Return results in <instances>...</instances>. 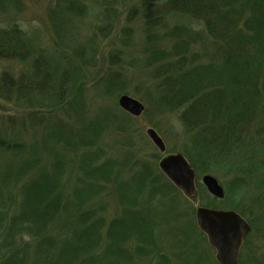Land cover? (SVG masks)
Returning a JSON list of instances; mask_svg holds the SVG:
<instances>
[{
  "label": "trees",
  "instance_id": "trees-1",
  "mask_svg": "<svg viewBox=\"0 0 264 264\" xmlns=\"http://www.w3.org/2000/svg\"><path fill=\"white\" fill-rule=\"evenodd\" d=\"M11 1L0 0V17L14 13L17 0ZM92 2L100 7L98 19L104 24L98 30L103 32L115 22L116 0ZM53 10L78 19L90 12L86 0H59ZM137 15L142 21L155 107L177 116L189 137V156L185 157L191 167L196 174L232 178L238 201L243 202L239 199L242 192L257 191L258 201L253 202L264 217V0H139L127 18ZM124 36L128 38V32ZM28 40L16 25L0 28V59L31 67L30 73L17 80L10 73L0 74V99L42 108L44 104L37 99L48 98L52 109L61 107L71 94V62L63 57L68 67L57 69L60 62L53 64L46 56L40 57ZM113 83L107 90H115ZM88 128L80 131L87 141L65 140L60 149L74 144L76 150L87 152L94 144L92 135L99 133L91 125ZM28 149L3 134L0 137V154L9 158L0 172V264H172L158 246L159 225L143 217L139 201L157 196L175 209L170 193L179 197L182 192L168 179L158 184L159 177L147 166L138 168L127 186L131 196L123 197L126 208L107 224V208L96 203L113 183L109 178L112 166L124 162L100 163L101 151L83 153L79 169L86 172L82 162L93 165L91 175H85L93 183L84 191H92L82 198L63 196L60 180L64 172L51 171L48 178L45 166L28 159ZM58 153L53 155L57 161ZM198 158L203 160L201 167ZM147 187L144 193L142 188ZM196 188L200 189L198 182ZM214 202V207L219 206ZM231 210L253 230L245 213ZM190 226L182 230L187 239Z\"/></svg>",
  "mask_w": 264,
  "mask_h": 264
},
{
  "label": "rangeland",
  "instance_id": "rangeland-1",
  "mask_svg": "<svg viewBox=\"0 0 264 264\" xmlns=\"http://www.w3.org/2000/svg\"><path fill=\"white\" fill-rule=\"evenodd\" d=\"M58 1L17 0L14 13L0 17V28L18 26L28 36L31 50L39 51L40 57L46 56L53 64L60 62L57 69H67L68 66L62 60L66 57L71 62L69 68L72 67L74 71L71 94L61 107L55 109H52L48 98L37 99L44 104L42 108L22 107L15 101L0 99V137L3 134L11 143L27 145L28 159H37L40 166H45L48 178L51 171H63L60 180L63 196L77 194L82 198L87 195L86 192L92 191H84L86 185L93 183L85 177L91 175L93 165L82 162L86 172L79 169L83 153L90 155L94 151H101L100 163L104 160H114L117 164L124 162L120 167L112 166L110 172L113 173L109 174V178L113 183L106 186L108 191L96 203L107 208L104 213L107 224L126 208L123 197L131 196L127 186L130 179L138 174V168L147 166L153 176L159 177L158 184H166L168 178L162 176L160 161L166 156L181 155L195 173L196 183L200 184L194 199L181 192L179 197V194L170 193L169 200L173 199L175 209L170 207V201L161 200L157 196H144L139 200L143 217L155 227L159 225L156 231L158 246H161L172 264H217L215 252L198 228L196 208L224 211L236 208L253 222V230L241 250L239 262L264 264V217L255 203L259 197L257 191H250L249 194L242 192L243 195H239V199L242 197L241 202L236 197L237 187L230 184L232 178L222 174L215 176L211 173H198L197 170L196 174L185 157L190 148L189 137L183 132L177 116L160 112L155 107V98L150 91L153 86L151 69L145 62L147 55L141 17L137 15L131 20L127 18L130 8L137 5L139 0H116L115 22L103 32L98 30L104 24L98 19L100 7L92 0H86L90 12L81 19L60 16V12L58 14L53 10ZM9 3L14 2L10 0ZM124 32H128V38ZM24 53L21 52V55ZM29 71L31 67L27 64L0 59V74L10 73L17 80ZM112 83L115 90H107L108 84ZM122 95L142 103L143 113L134 117L123 111L118 105ZM88 125L94 131L99 130V133L92 135L94 144L87 152H82V148L76 150L74 144H71V148L60 149V144H64L65 140L80 138L87 141L86 137L80 136L83 135L80 131L82 128L88 130ZM149 128L162 140L163 152L147 136ZM55 151L60 152L56 154L59 161L53 157ZM8 160L0 154V172L8 166ZM68 160L71 163L67 165ZM197 160L201 167L203 160ZM89 165L91 167L88 169ZM205 175L217 181L223 190V198L217 199L207 193L201 182ZM144 188L145 193L148 187L146 190ZM108 193L110 197L106 196ZM214 200L219 206L214 207ZM190 223L191 236L187 239L182 230L187 229Z\"/></svg>",
  "mask_w": 264,
  "mask_h": 264
},
{
  "label": "water",
  "instance_id": "water-1",
  "mask_svg": "<svg viewBox=\"0 0 264 264\" xmlns=\"http://www.w3.org/2000/svg\"><path fill=\"white\" fill-rule=\"evenodd\" d=\"M118 105L134 117L144 111L142 103L127 95L119 97ZM146 133L158 150L163 152V142L156 132L149 128ZM159 168L186 197L194 199L196 175L181 155L166 156L160 161ZM201 182L213 197L223 198V190L214 178L205 175ZM195 216L198 228L215 251L217 264H240V252L251 231L249 224L234 211L197 207Z\"/></svg>",
  "mask_w": 264,
  "mask_h": 264
},
{
  "label": "bare ground",
  "instance_id": "bare-ground-1",
  "mask_svg": "<svg viewBox=\"0 0 264 264\" xmlns=\"http://www.w3.org/2000/svg\"><path fill=\"white\" fill-rule=\"evenodd\" d=\"M195 185H196V179H195ZM176 188H177V187H176ZM177 190L179 191L180 189L177 188ZM205 190L207 191L206 188H205ZM180 191H181V190H180ZM180 191H179V192H180ZM207 193H208L209 195H211L208 191H207ZM211 196H212V195H211Z\"/></svg>",
  "mask_w": 264,
  "mask_h": 264
}]
</instances>
